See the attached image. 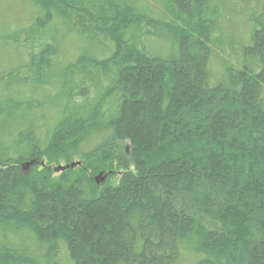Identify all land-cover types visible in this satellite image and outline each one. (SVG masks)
Instances as JSON below:
<instances>
[{
  "label": "trees",
  "instance_id": "1",
  "mask_svg": "<svg viewBox=\"0 0 264 264\" xmlns=\"http://www.w3.org/2000/svg\"><path fill=\"white\" fill-rule=\"evenodd\" d=\"M12 1L0 264H264V0Z\"/></svg>",
  "mask_w": 264,
  "mask_h": 264
},
{
  "label": "rangeland",
  "instance_id": "2",
  "mask_svg": "<svg viewBox=\"0 0 264 264\" xmlns=\"http://www.w3.org/2000/svg\"><path fill=\"white\" fill-rule=\"evenodd\" d=\"M14 11H16V12H14ZM26 13H27V8H25L21 3H18L16 1H12V0H0V15L3 14L5 17H8V19H11L12 16H16V17L18 16V18L26 16L25 15ZM126 151H127V153H129L130 152V147L126 148ZM72 164H78V165H76V167L82 165V163L77 162V160H76V162H74ZM61 165L64 167L65 164H61ZM76 167H74V169H76ZM31 169H32V166L30 168L24 169V173L25 174H29L31 172ZM107 171H108V169H107ZM59 174H60V172H56L54 176L57 177V176H59ZM100 174L95 176V178H94L95 182H96V178ZM109 174L112 175L114 173H113V171H109ZM109 174H104L103 173V177L105 178V180L103 182L100 181V184H98L99 186L104 187L105 185H108L109 183L111 185L118 184L119 177L121 176V173H116L115 172L116 175L114 174L115 177L113 179H110V182L108 180Z\"/></svg>",
  "mask_w": 264,
  "mask_h": 264
},
{
  "label": "water",
  "instance_id": "3",
  "mask_svg": "<svg viewBox=\"0 0 264 264\" xmlns=\"http://www.w3.org/2000/svg\"><path fill=\"white\" fill-rule=\"evenodd\" d=\"M35 163H36V161L31 162V163H26V164H24V165H23V170H24V169H27V168H30V167L33 166ZM42 165L45 166L44 163H42ZM76 165H78V164H72V165H70V166H66V167L59 166V167L55 168V171H56V172L65 171V170H67V169H69V168H74V167H76ZM52 168H54V166H53ZM104 180H105V178L103 177V173H102V174H100V175L96 178V183H97V184H100V181L103 182Z\"/></svg>",
  "mask_w": 264,
  "mask_h": 264
}]
</instances>
